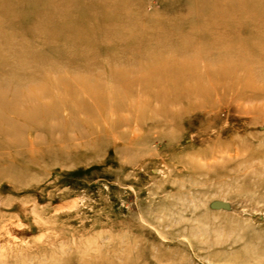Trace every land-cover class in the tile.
<instances>
[{
    "label": "rangeland",
    "instance_id": "obj_1",
    "mask_svg": "<svg viewBox=\"0 0 264 264\" xmlns=\"http://www.w3.org/2000/svg\"><path fill=\"white\" fill-rule=\"evenodd\" d=\"M262 44L264 0H0V264H264Z\"/></svg>",
    "mask_w": 264,
    "mask_h": 264
},
{
    "label": "bare ground",
    "instance_id": "obj_2",
    "mask_svg": "<svg viewBox=\"0 0 264 264\" xmlns=\"http://www.w3.org/2000/svg\"><path fill=\"white\" fill-rule=\"evenodd\" d=\"M248 5L251 6V7L247 6L248 9H253L252 4H251L250 1L248 2ZM238 10H243V11H245V10H247V9H246V8H243V9H242V8H238ZM260 24H261V23H260ZM260 24H259L258 22H256L255 30H258L259 27H260V29H261ZM224 25H229V26H231V27H234L233 24H231V23L229 24L228 22L225 23ZM262 45L264 46V44H262ZM0 107H1V110H0V118H2V116H3L6 112H9V110L11 111V109H10V105L7 104V103H5V101L3 100V98H0ZM15 132H16V131H14V129H11V130L6 131V132H5V135H7L8 137H12V138H13V137L16 135Z\"/></svg>",
    "mask_w": 264,
    "mask_h": 264
}]
</instances>
